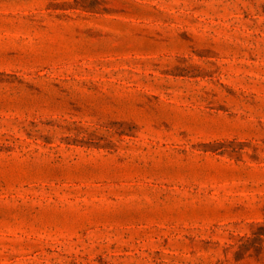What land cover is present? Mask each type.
Wrapping results in <instances>:
<instances>
[{
  "label": "rangeland",
  "instance_id": "obj_1",
  "mask_svg": "<svg viewBox=\"0 0 264 264\" xmlns=\"http://www.w3.org/2000/svg\"><path fill=\"white\" fill-rule=\"evenodd\" d=\"M0 264H264V0H0Z\"/></svg>",
  "mask_w": 264,
  "mask_h": 264
}]
</instances>
